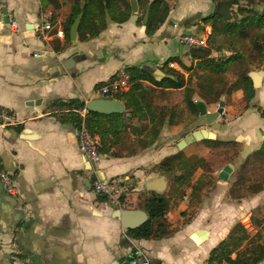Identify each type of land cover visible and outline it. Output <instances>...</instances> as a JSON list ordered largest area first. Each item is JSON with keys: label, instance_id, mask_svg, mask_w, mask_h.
Wrapping results in <instances>:
<instances>
[{"label": "crops", "instance_id": "obj_1", "mask_svg": "<svg viewBox=\"0 0 264 264\" xmlns=\"http://www.w3.org/2000/svg\"><path fill=\"white\" fill-rule=\"evenodd\" d=\"M168 1V17L152 36L138 20H112L97 37H77L78 45L74 46L72 40L57 35L59 29L65 33L69 5L54 9L41 0H0L19 24V30L12 32L0 21V108L9 110L16 121L14 125L0 123L2 171L12 177L14 186V192H9L0 179V264H119V257L141 253L152 264H207L211 251L228 237L230 230L225 229L235 217H216L211 222L215 212L199 209L192 220L185 222L181 212L188 206L184 202L168 210L167 236L132 237L115 211L146 210L138 192L146 190L149 196L156 193L146 186L160 173L147 169L156 164L160 152L149 149L120 156L101 153L97 167H92L80 151V127L69 120V110L54 106L57 100L79 99L86 104L95 97H104L98 85L116 76L123 66L139 67L159 81L171 77L166 65H180L168 60L191 56L192 47L182 44L180 36L201 34L199 24L207 31L210 26L202 18L215 11L217 2ZM46 22L51 29L44 28ZM77 51L78 61L72 57ZM159 70L164 75H159ZM144 83L156 89L151 82ZM257 98L264 107V79ZM85 108L79 111L83 118L89 111ZM251 111L260 115L256 108H247L238 118ZM133 120L146 122L138 117ZM140 122H133L134 127L126 134L139 138L136 126ZM249 125L242 129L246 127L259 139L264 137L260 127ZM226 126L218 125L219 130L228 129L229 124ZM149 135L144 132L148 142ZM132 176L136 179L133 190L138 192L133 197L127 194L123 200L130 189L125 184ZM96 178L118 180L124 186L119 200L98 195L93 187ZM230 210L234 213L233 209L221 213ZM200 229L206 230V239L193 237Z\"/></svg>", "mask_w": 264, "mask_h": 264}, {"label": "rangeland", "instance_id": "obj_2", "mask_svg": "<svg viewBox=\"0 0 264 264\" xmlns=\"http://www.w3.org/2000/svg\"><path fill=\"white\" fill-rule=\"evenodd\" d=\"M216 1L214 0V2ZM235 2L238 3L232 6V18L230 19V21L237 23L235 30L224 32L220 28V32L213 33L212 26L206 24L210 27L199 35L206 40L210 49L209 58L218 61H227L233 58L227 63L225 70L217 72L206 68L208 64L206 65V62H202L199 57L194 55L189 57L190 65H185L180 61L192 69H185L181 63H179L180 67L178 68L170 66V68L185 75L187 86L191 88L192 98L196 101H204L208 110L215 111L221 98L225 97V111L218 119V123L229 124V128L225 130L216 129L214 132L218 136L215 142L197 141L181 150L178 149L177 143L196 129L192 123L197 117L189 114L180 116L181 111L186 108L184 88L165 89L156 87L155 89L149 83H146V86L150 93L148 100L154 114L152 116L156 118L155 125L149 122V119H146V122L134 121L133 119L127 122L130 124L140 122L139 126H136V132L141 131L140 135L144 136L146 131L150 133L149 142L144 136L149 146L143 150L154 149L156 152H160V158L156 160V164L148 168L147 171L155 170L156 173H161V163L164 159L175 154H179L180 157H195V160L204 159L203 165L197 166L191 176L185 175L183 183L172 181L169 188L163 193L169 200V210L177 208L179 204L184 202L188 206L185 211L181 212L185 222L192 220L199 209H210L215 212V215L210 216L211 222L216 217L222 219L229 216V220L235 217V221L229 224L230 226H227L225 231L230 230L231 232L234 229L236 231L238 223L247 229L249 238L241 245L238 252L242 253L253 247L254 244L264 241V139L253 136L246 127L243 129L242 127L247 124L254 128L260 127L264 134V118L257 111L248 112L249 115L247 114L242 118H238V116L247 108L258 110V107L263 109L264 107L260 105L259 98L256 100L254 97L251 101H247L244 98V91L233 89V87L240 75H249L250 71H258L264 66V23L262 26L253 23L244 35L239 32V25L243 19L248 15H253L254 12L260 14L264 12V0H235ZM143 12V10L139 11V18ZM166 68H169L168 64ZM213 91L217 93L214 95L212 94ZM171 115H173V121H170ZM162 116L163 119H161ZM162 121L164 122L162 123ZM200 127L210 128L205 123ZM129 132L130 130L127 128L126 132L117 139L110 155L117 154L120 156L134 152L135 140L138 138L126 134ZM222 138L224 139L222 140ZM246 147L248 150L244 153ZM174 162V167L178 168L176 161ZM226 166L231 167L232 171L229 173L228 179H223L220 177V172ZM177 173H183V170H178ZM113 181L118 182V180ZM135 183L136 179L132 176L129 182L125 184L126 186L129 185L130 189L122 196L123 200L128 197L127 194H130L129 197H133V193L138 192L133 190ZM170 187H172L171 190ZM138 194H140L139 199L142 200L150 195L146 190L139 191ZM122 198L121 202L123 201ZM225 209H233L234 213H231L230 210L229 213L223 214L224 217L222 213ZM237 232L241 235V231L238 230ZM225 236L224 232L223 238ZM235 256L236 253H233L232 257ZM207 264H229V262L214 261L212 263L207 262Z\"/></svg>", "mask_w": 264, "mask_h": 264}, {"label": "trees", "instance_id": "obj_3", "mask_svg": "<svg viewBox=\"0 0 264 264\" xmlns=\"http://www.w3.org/2000/svg\"><path fill=\"white\" fill-rule=\"evenodd\" d=\"M46 6H53L54 9H60L64 5L70 6V12L64 23L65 38L69 42L71 41L70 30L78 16L82 13V19L78 29V38L80 40H89L97 37L102 30L107 27L106 14L109 13L113 21L118 23L126 22L132 15L131 0H41ZM222 0H217L219 2ZM140 10H143V15L138 19V24L143 23V17L146 9L149 5L150 13L146 27V33L152 36L157 29L166 21L169 11L170 3L168 0H138ZM238 2H235V4ZM204 24L212 26L213 33L230 32L235 30L237 23L232 22L223 16L216 14L214 11L202 18ZM255 23L258 26H262L264 23V12H254L253 15H248L243 19L239 25L240 34H246L247 29ZM210 52L208 45L204 47ZM193 56V54H191ZM195 56V55H194ZM197 57V56H196ZM198 58V57H197ZM230 58L227 61H218L213 58H204L201 61L206 62V68L221 72L226 69L227 63L232 61ZM170 60H176L182 64L185 69H192L185 66L178 57H173ZM127 71L131 75L132 87L128 91L119 93H107L103 94L106 98L120 99L124 101L126 109L128 110L123 113L114 114H102L93 111H88L86 118H83L79 111L85 106V102L79 99H69L67 101L57 100L54 103L55 107H59L62 110H69V120L73 122L77 127H81L83 123L89 128L94 135H98L101 138V146L99 147L100 153L110 154L112 147L116 144L123 133L126 132L127 128H130L132 123H128V120H132L135 117L139 119H149L151 123H156V118L152 115L151 103L148 100V88L144 81L151 82L158 88L165 89H182L185 90L184 103L185 110L181 111L180 116L186 114L194 115L198 117L199 108L197 101L192 98L191 88L187 86V80L185 75L172 68L167 69V74L171 77H166L159 81L155 79L150 73L140 69L139 67H126ZM113 76L112 78H114ZM111 78V79H112ZM107 82H102L98 85V88L102 89ZM233 89H241L244 91V98L247 101H251L255 96V88L253 81L248 74L240 75L239 79L234 83ZM215 91L212 94L215 95ZM225 98V97H224ZM200 101V100H198ZM221 102V100H220ZM258 111L264 118V109L258 107ZM170 116V121L172 120ZM195 117V118H196ZM163 119V116L161 117ZM194 121V120H193ZM164 121H162L163 123ZM154 131V129H153ZM141 131L138 133L140 135ZM136 145L133 153L141 152L145 147H148V142L144 137H140L135 140ZM205 141L215 142L216 139H208ZM118 156L117 154H112ZM195 157H180L179 154H175L172 157L164 160L161 163L162 172H173L175 177L172 181L183 183L185 175L191 176L194 169L200 165H203L204 159ZM179 166H175V162ZM0 170L2 171L1 159H0ZM178 170H183V173H177ZM172 187H170V190ZM144 208L150 215V219L143 225L135 229H129V234L138 239L156 237L157 239L163 238L170 233V224L167 220V213L169 210V200L164 194L153 192L151 196L144 199ZM237 230L235 229L230 232L229 236L223 240L217 247H215L208 258V263L214 261H228L229 264H259L264 260V241L262 243L254 244L246 252L238 253L239 248L249 238L247 229L241 224H237ZM241 231V235L237 231ZM237 236H236V234ZM255 243V242H254ZM236 253L235 257L232 254Z\"/></svg>", "mask_w": 264, "mask_h": 264}, {"label": "water", "instance_id": "obj_4", "mask_svg": "<svg viewBox=\"0 0 264 264\" xmlns=\"http://www.w3.org/2000/svg\"><path fill=\"white\" fill-rule=\"evenodd\" d=\"M235 4V0H222L220 1L215 8V13L223 16L224 18L230 20L232 18V6ZM131 6H132V15L130 17V21L136 22L139 18V3L138 0H131ZM150 7L149 5L146 9L145 15L143 17V30L146 31L148 19H149V13H150ZM82 13L78 16L76 21L71 27L70 30V36L71 40L74 46L78 45V29L79 25L82 19ZM107 22L111 23L112 19L107 12L106 14ZM0 21H3L5 24L9 23V17H8V9L5 7L0 11ZM198 29L201 31H204L205 26L203 24H199ZM32 29V28H31ZM198 36L200 35L197 34ZM191 54L204 59L210 56V52L203 48V47H192L190 50ZM80 55V51H77L72 55L75 60H80L78 56ZM181 61L185 65H190L191 61L190 59L183 55L181 57ZM62 67H67L66 65L62 64ZM65 69V68H64ZM159 75H164L162 71H158ZM249 76L253 81V86L256 90L255 98L259 96V89L262 86L263 79H264V66L262 69L258 71H250ZM197 106L199 108V115L198 117L193 121L192 125L193 127H196L195 130H193L191 133L186 135L184 138H182L178 143V149H183L184 147L195 143L197 141H201L204 139H216L217 135L214 132L216 129H219L218 125V119L220 116L224 113V107H225V98L222 97L221 102L219 103L218 108L215 111L208 110V107L204 101H197ZM86 109L89 111L102 113V114H114V113H123L125 111V105L124 103L119 99H111L106 97H95L93 99H90L86 103ZM209 125L208 128H201L200 126L202 124ZM226 126V125H225ZM241 139V137H239ZM261 139H264L262 137ZM248 148H245L244 153H246ZM92 167H97L96 163L91 162ZM231 167L226 166L224 167L220 172V177L223 179H228L229 173L231 172ZM175 177V173L173 172H163L157 175L155 180H151L147 184L148 190H155L158 193H163L169 182ZM156 185V186H155ZM115 214L118 216V218L122 221V224L124 226V229H135L139 226L143 225L145 222H147L150 219V215L146 210H134V209H125L121 208L115 211ZM201 236L203 239L207 238V232L204 229L197 230L193 237L197 239V237ZM221 237H224V234H221ZM133 256H122L118 258L119 264H131Z\"/></svg>", "mask_w": 264, "mask_h": 264}, {"label": "built area", "instance_id": "obj_5", "mask_svg": "<svg viewBox=\"0 0 264 264\" xmlns=\"http://www.w3.org/2000/svg\"><path fill=\"white\" fill-rule=\"evenodd\" d=\"M4 8L3 4H0V11ZM9 17V29L12 32H17L19 30L18 20L14 15L8 13ZM45 29H51L52 25L50 23L44 24ZM57 35L64 39L65 33L62 29L57 31ZM182 44L188 47H206L207 43L203 37L197 34H185L180 38ZM37 55V54H35ZM171 67L175 66L174 62L170 63ZM132 86V79L127 68L123 66L117 73V75L109 79L107 84L99 90V94L107 93H119L128 91ZM84 111H87L85 108ZM0 123L2 125H14L16 123L14 115L6 109L0 108ZM77 138L79 142L80 151L83 156H85L90 162L98 163L101 159L99 153V147L101 146V138L98 135L92 134L89 128L83 124L77 133ZM0 179L3 181L5 188L9 192H14L13 179L5 171L0 170ZM93 187L98 195L107 197L112 201H118L120 196L124 193V186L118 181L114 182L108 179L96 178ZM131 264H152L150 259L144 256L143 253L139 255H134Z\"/></svg>", "mask_w": 264, "mask_h": 264}, {"label": "flooded vegetation", "instance_id": "obj_6", "mask_svg": "<svg viewBox=\"0 0 264 264\" xmlns=\"http://www.w3.org/2000/svg\"><path fill=\"white\" fill-rule=\"evenodd\" d=\"M219 2H220V1H219ZM219 2H217V4H218ZM225 125H226L225 123H220V124H219V126H224V127H225ZM226 127H227V126H226ZM222 140H223V139H222Z\"/></svg>", "mask_w": 264, "mask_h": 264}]
</instances>
